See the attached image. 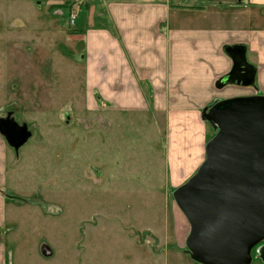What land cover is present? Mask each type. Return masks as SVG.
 Here are the masks:
<instances>
[{
  "label": "rangeland",
  "instance_id": "374dc122",
  "mask_svg": "<svg viewBox=\"0 0 264 264\" xmlns=\"http://www.w3.org/2000/svg\"><path fill=\"white\" fill-rule=\"evenodd\" d=\"M70 12L0 0V124L29 132L7 144L5 264H198L172 198L184 182L167 179L162 118L89 110L83 25ZM261 255L264 240L250 264Z\"/></svg>",
  "mask_w": 264,
  "mask_h": 264
},
{
  "label": "crops",
  "instance_id": "0c3cea01",
  "mask_svg": "<svg viewBox=\"0 0 264 264\" xmlns=\"http://www.w3.org/2000/svg\"><path fill=\"white\" fill-rule=\"evenodd\" d=\"M45 1L82 20L76 31L89 110L162 118L171 187L185 182L204 159L212 131L209 135L203 111L229 98L264 96V27L253 24L264 13L252 15V7H264V0ZM237 45L245 47V60L255 68L254 83L220 87L219 79L233 66L223 48ZM7 146L0 133V233L9 199L2 191ZM0 264H5L2 240Z\"/></svg>",
  "mask_w": 264,
  "mask_h": 264
},
{
  "label": "water",
  "instance_id": "95a60500",
  "mask_svg": "<svg viewBox=\"0 0 264 264\" xmlns=\"http://www.w3.org/2000/svg\"><path fill=\"white\" fill-rule=\"evenodd\" d=\"M223 52L233 66L218 86H252L255 68L245 47ZM201 118L214 134L199 167L172 193L189 226L185 247L198 264H250L251 251L264 240V96L216 102ZM0 133L14 149L29 137L25 128L4 122Z\"/></svg>",
  "mask_w": 264,
  "mask_h": 264
},
{
  "label": "built area",
  "instance_id": "2783aa9c",
  "mask_svg": "<svg viewBox=\"0 0 264 264\" xmlns=\"http://www.w3.org/2000/svg\"><path fill=\"white\" fill-rule=\"evenodd\" d=\"M75 19H76V16L74 15V13H70V15H69V21H70L71 24L74 23V20Z\"/></svg>",
  "mask_w": 264,
  "mask_h": 264
},
{
  "label": "trees",
  "instance_id": "16d2710c",
  "mask_svg": "<svg viewBox=\"0 0 264 264\" xmlns=\"http://www.w3.org/2000/svg\"><path fill=\"white\" fill-rule=\"evenodd\" d=\"M206 124H207V123H206ZM207 125H208V124H207ZM208 126H209V125H208ZM213 134H214V133H213V131H212V134H211V136L209 137V139L213 136Z\"/></svg>",
  "mask_w": 264,
  "mask_h": 264
}]
</instances>
